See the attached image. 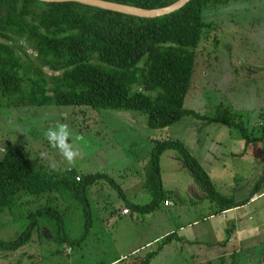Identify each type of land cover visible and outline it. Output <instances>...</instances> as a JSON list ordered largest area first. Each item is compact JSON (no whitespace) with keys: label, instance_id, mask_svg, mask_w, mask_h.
Listing matches in <instances>:
<instances>
[{"label":"rangeland","instance_id":"rangeland-1","mask_svg":"<svg viewBox=\"0 0 264 264\" xmlns=\"http://www.w3.org/2000/svg\"><path fill=\"white\" fill-rule=\"evenodd\" d=\"M204 18L208 27L196 48L195 71L184 106L207 115L215 114L220 107H230L242 114L253 137L254 127L260 123L258 111L264 109V0L210 4L204 10ZM28 52L32 53V49ZM44 68L50 74L55 73ZM71 111V107L15 108L0 103V158L8 147L17 145L36 170L46 171L54 178L72 167L83 173H108L121 184L129 201L141 204L152 197L143 186L144 167L156 140L183 141L209 172L216 188L228 196L238 194L234 190L242 183L250 179L256 183L263 178L264 142L254 141L246 147L255 162L239 160L232 153L242 152L245 141L236 128L221 122L208 123L188 115L168 127L151 128L146 112L101 109L89 110L84 117L73 116ZM70 115L73 118H64ZM58 121L69 125L70 143L81 153L72 165L62 159L44 135ZM42 152L47 153V159H41ZM161 167L164 189L179 191L174 205H164L146 214L131 210L124 213L126 201L119 190L109 182H99L87 191L94 220L79 244L61 241L59 237L77 239L83 233L81 196L69 200L68 193L63 197L57 190L39 195L20 193L17 198L20 207L15 210L18 217L8 210L0 213V239L14 240L24 231L29 222L26 212H45L38 215L40 228L25 246L12 251L0 249V264H108L117 258L116 263L127 264L136 255L145 257L155 250L159 251L149 264L204 261L192 256L194 246H187L176 236H181L184 232L181 226L189 223L192 227L187 230L203 226L204 215L214 202L184 165L177 150L164 152ZM257 195L252 194L254 200ZM55 209L63 218L54 213ZM169 233H174L175 238L159 249ZM229 256L226 264H234L236 258ZM219 260L200 264H222ZM237 261L240 264L241 258Z\"/></svg>","mask_w":264,"mask_h":264},{"label":"trees","instance_id":"trees-1","mask_svg":"<svg viewBox=\"0 0 264 264\" xmlns=\"http://www.w3.org/2000/svg\"><path fill=\"white\" fill-rule=\"evenodd\" d=\"M109 1L158 8L177 0ZM228 1L190 0L172 13L140 17L75 1L0 0L1 106L71 107L73 116L84 117L89 110L141 111L148 114L151 128H165L193 115L208 123L221 122L236 128L245 141L243 150L254 141L264 142L263 108L258 111L260 123L255 125L252 137L242 114L230 107H220L215 114L207 115L184 106L195 71L196 48L208 27L204 10L210 4ZM44 67L55 73H48ZM72 115L64 118H73ZM168 149L178 151L199 186L220 209L249 201V197L237 201L233 195L222 194L200 160L180 139L155 141L144 167L143 185L152 197L144 204L129 201L121 184L108 173H83L72 167L57 178L48 176L46 171L36 170L23 149L15 145L0 158V213L8 210L18 217L15 210L20 207L17 198L22 192L39 195L57 190L62 196L68 193L69 200L81 196L83 233L77 239L59 237L61 241L79 244L94 220L87 191L99 182H109L117 188L126 201L125 209L135 213L153 212L166 205L165 199L178 198L163 186L161 158ZM78 173L80 180L76 179ZM263 179L256 182L254 192L259 191ZM44 212H26L29 222L24 231L14 240L0 239V249L12 251L25 246L39 230L38 215ZM54 213L63 218L56 209ZM174 238V233L168 234L159 249ZM158 251H150L145 257L138 254L127 264H149ZM233 257L234 264L238 263L239 255ZM118 260L108 264H118Z\"/></svg>","mask_w":264,"mask_h":264},{"label":"crops","instance_id":"crops-1","mask_svg":"<svg viewBox=\"0 0 264 264\" xmlns=\"http://www.w3.org/2000/svg\"><path fill=\"white\" fill-rule=\"evenodd\" d=\"M247 152V150H243L232 154L239 160L250 163L255 162L256 160ZM263 161L264 159L261 162ZM249 181L239 185L234 190L238 194L234 193L232 195L237 201H240L247 197L250 198L255 193L258 194L255 200L250 198L251 200L245 204L224 210L211 202L213 205H210L209 212L206 211L204 215L203 226L196 230H187L192 227L191 223L187 224V226H181L182 231H184L181 236H176L177 231L174 230L177 240L187 246H194V251H191L193 257H198L204 261L216 258L220 259V263L226 264L227 256L230 255L229 257H231L233 254H238L239 258H241L240 264H264V181L259 184V191L257 192H254L256 183L251 182V179ZM244 189L246 191H243ZM249 189L250 191H248ZM167 190H172L175 194H179L176 188ZM243 195L245 196L242 198ZM175 199L177 198L171 199L172 205L176 203ZM192 202L195 203V200L192 199ZM204 261H198L197 264Z\"/></svg>","mask_w":264,"mask_h":264},{"label":"water","instance_id":"water-1","mask_svg":"<svg viewBox=\"0 0 264 264\" xmlns=\"http://www.w3.org/2000/svg\"><path fill=\"white\" fill-rule=\"evenodd\" d=\"M41 1H47V2L75 1V2H81L84 4L97 6L103 9H107V10L136 15L140 17H158V16L172 13L182 8L190 0H177L176 2L170 5L158 7V8H144V7L129 5V4L115 2V1H109V0H41Z\"/></svg>","mask_w":264,"mask_h":264},{"label":"clouds","instance_id":"clouds-1","mask_svg":"<svg viewBox=\"0 0 264 264\" xmlns=\"http://www.w3.org/2000/svg\"><path fill=\"white\" fill-rule=\"evenodd\" d=\"M45 138L52 148L58 150L62 159L69 165L75 163L81 153L70 143V128L67 123L57 122L45 131ZM41 159H47V153L40 154Z\"/></svg>","mask_w":264,"mask_h":264},{"label":"built area","instance_id":"built-area-1","mask_svg":"<svg viewBox=\"0 0 264 264\" xmlns=\"http://www.w3.org/2000/svg\"><path fill=\"white\" fill-rule=\"evenodd\" d=\"M71 169V168H70ZM76 179L77 180H80L81 179V176L80 175H77L76 176ZM254 198V196L252 197V199ZM164 204H166V205H170V204H173V202L170 200V199H165V201H164ZM128 210L126 209L125 210V212H127Z\"/></svg>","mask_w":264,"mask_h":264}]
</instances>
